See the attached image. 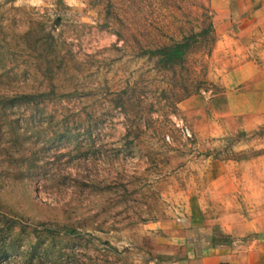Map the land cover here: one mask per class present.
<instances>
[{"label": "rangeland", "instance_id": "374dc122", "mask_svg": "<svg viewBox=\"0 0 264 264\" xmlns=\"http://www.w3.org/2000/svg\"><path fill=\"white\" fill-rule=\"evenodd\" d=\"M212 17L210 0H0V264H152L156 237L201 222L220 164L264 168V99L248 83L216 102L231 66L212 34L172 69L147 52Z\"/></svg>", "mask_w": 264, "mask_h": 264}, {"label": "crops", "instance_id": "0c3cea01", "mask_svg": "<svg viewBox=\"0 0 264 264\" xmlns=\"http://www.w3.org/2000/svg\"><path fill=\"white\" fill-rule=\"evenodd\" d=\"M210 7L214 53L226 49L231 66L216 74L226 89L216 102L226 99L229 104L234 96L230 90L248 83L251 88L243 96L258 92L264 99V0H210ZM253 165L259 170L254 179L245 173L238 179L236 173L229 175ZM220 167L226 168V177L211 179L209 194L198 198L194 216L203 221L189 231H164L156 237L152 264H264V168L245 161Z\"/></svg>", "mask_w": 264, "mask_h": 264}, {"label": "trees", "instance_id": "16d2710c", "mask_svg": "<svg viewBox=\"0 0 264 264\" xmlns=\"http://www.w3.org/2000/svg\"><path fill=\"white\" fill-rule=\"evenodd\" d=\"M210 34H212L213 41H215L216 34H215V29H214L213 17L211 21L209 22L208 26L204 28L201 32L197 34L195 33L191 34L190 36L185 37L181 41L174 42L169 45H164L156 49L147 50V52L153 56L158 57V63L162 68L172 69L177 65L184 64L185 56L193 46V43H192L193 39H196L197 37L201 35L208 36ZM194 89L197 90L198 86H195Z\"/></svg>", "mask_w": 264, "mask_h": 264}]
</instances>
